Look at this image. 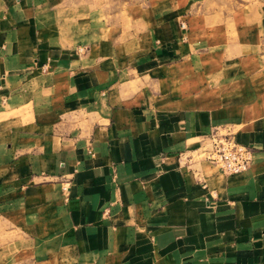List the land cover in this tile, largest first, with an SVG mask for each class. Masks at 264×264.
I'll return each instance as SVG.
<instances>
[{"label": "crops", "instance_id": "obj_1", "mask_svg": "<svg viewBox=\"0 0 264 264\" xmlns=\"http://www.w3.org/2000/svg\"><path fill=\"white\" fill-rule=\"evenodd\" d=\"M81 1L0 0V264H264V0Z\"/></svg>", "mask_w": 264, "mask_h": 264}, {"label": "built area", "instance_id": "obj_2", "mask_svg": "<svg viewBox=\"0 0 264 264\" xmlns=\"http://www.w3.org/2000/svg\"><path fill=\"white\" fill-rule=\"evenodd\" d=\"M209 140V148L203 157L219 166L225 175H238L249 169L252 162V151L237 141L231 129L218 127L213 131Z\"/></svg>", "mask_w": 264, "mask_h": 264}, {"label": "rangeland", "instance_id": "obj_3", "mask_svg": "<svg viewBox=\"0 0 264 264\" xmlns=\"http://www.w3.org/2000/svg\"><path fill=\"white\" fill-rule=\"evenodd\" d=\"M142 1H145V0H82L81 2L84 5H91L93 8L103 9L105 12H107L108 9L115 10L117 12L116 13L117 15L118 13L121 12L122 8L126 6L127 3L133 4V3H138ZM200 1H204V0H200ZM225 1L231 6L232 4L235 6L236 4H240V3H249L252 0H207V3L213 6L216 3L225 2ZM98 18L100 20H104L106 16L101 15L97 17V19Z\"/></svg>", "mask_w": 264, "mask_h": 264}]
</instances>
